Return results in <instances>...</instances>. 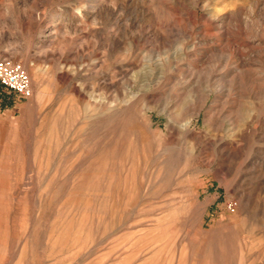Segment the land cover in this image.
Segmentation results:
<instances>
[{
    "label": "rangeland",
    "instance_id": "rangeland-1",
    "mask_svg": "<svg viewBox=\"0 0 264 264\" xmlns=\"http://www.w3.org/2000/svg\"><path fill=\"white\" fill-rule=\"evenodd\" d=\"M0 264H264V0H0Z\"/></svg>",
    "mask_w": 264,
    "mask_h": 264
},
{
    "label": "built area",
    "instance_id": "built-area-1",
    "mask_svg": "<svg viewBox=\"0 0 264 264\" xmlns=\"http://www.w3.org/2000/svg\"><path fill=\"white\" fill-rule=\"evenodd\" d=\"M0 85L7 93L19 97L31 95V85L27 73L6 59H0Z\"/></svg>",
    "mask_w": 264,
    "mask_h": 264
}]
</instances>
